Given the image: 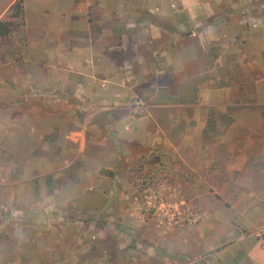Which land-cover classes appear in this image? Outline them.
<instances>
[{
    "label": "rangeland",
    "instance_id": "rangeland-1",
    "mask_svg": "<svg viewBox=\"0 0 264 264\" xmlns=\"http://www.w3.org/2000/svg\"><path fill=\"white\" fill-rule=\"evenodd\" d=\"M18 1L0 0V21ZM219 11L206 48L207 26L161 17L164 43L122 57L132 84L0 83V264H222L204 238L227 221L244 228L225 199L253 193L264 209V0H225ZM59 22L54 48L65 47ZM38 36L25 20L0 40V81L20 79ZM148 45L165 46V57ZM115 114L153 115L149 128L181 151L115 161ZM188 164L196 184L181 173Z\"/></svg>",
    "mask_w": 264,
    "mask_h": 264
},
{
    "label": "crops",
    "instance_id": "crops-1",
    "mask_svg": "<svg viewBox=\"0 0 264 264\" xmlns=\"http://www.w3.org/2000/svg\"><path fill=\"white\" fill-rule=\"evenodd\" d=\"M24 9L27 27L39 32L36 38L38 47L25 58L20 79L18 76L12 80L5 77L0 83L45 84L48 89L53 88L54 84H132L131 79L134 77L123 75L131 68V64L123 61L122 57L127 58L129 51L132 56L136 52L143 57L138 49L148 41L152 44L155 41L164 43L167 33L159 24L161 17L169 16L177 28L182 25L207 26L208 32L200 36L203 41L201 45L206 48L204 37L206 33H211L210 26L213 24L209 19L215 17L219 10L225 12V0H60L56 5L53 0H27ZM150 15L157 22L150 23L147 19ZM178 16H183L184 20H179ZM59 20L61 33L65 35V47L54 48V26L59 25ZM146 48L155 55H166L165 46H153L151 50L148 45ZM183 51L186 50L178 49L177 53L181 55ZM180 59L173 60L171 64L179 67ZM154 70L159 73V68L154 67ZM25 75L28 76L26 81L22 80ZM145 80L139 79L136 84H150L149 80ZM124 98H113L115 100L112 102L122 105ZM152 116L115 114L112 125L116 141V149L113 150L115 161L123 152L126 161L134 165L143 155L147 158L154 147L161 154L181 151L176 143L167 140L166 133L159 125L154 124L149 128ZM186 121L196 123L198 115L194 114L193 118L189 116ZM187 133L197 136L198 129L190 128ZM189 147L190 155L191 152H197V147ZM114 166L119 168L121 165L115 163ZM174 169L177 171L179 168ZM186 170L181 172L185 173L184 178L188 179L189 184H196L192 180L196 179L197 170L191 164ZM241 170L238 168V171ZM174 177L182 178L177 172ZM232 196L225 199L234 202L227 215L237 216V221L243 224L240 225L244 227L243 230L232 229L235 228L233 221H227L220 234L209 231L210 235L204 238L209 240H205L206 247L222 264H264V209L253 199V193H234ZM233 232L236 237H232ZM218 245H222V248L217 249ZM165 247L163 243L162 248Z\"/></svg>",
    "mask_w": 264,
    "mask_h": 264
},
{
    "label": "trees",
    "instance_id": "trees-1",
    "mask_svg": "<svg viewBox=\"0 0 264 264\" xmlns=\"http://www.w3.org/2000/svg\"><path fill=\"white\" fill-rule=\"evenodd\" d=\"M19 21L18 24L15 22ZM17 26H25V9L21 0L14 3L9 9V16L6 20L0 21V40L9 39Z\"/></svg>",
    "mask_w": 264,
    "mask_h": 264
},
{
    "label": "built area",
    "instance_id": "built-area-1",
    "mask_svg": "<svg viewBox=\"0 0 264 264\" xmlns=\"http://www.w3.org/2000/svg\"><path fill=\"white\" fill-rule=\"evenodd\" d=\"M195 221V220H194ZM169 224L171 225V220L169 219Z\"/></svg>",
    "mask_w": 264,
    "mask_h": 264
}]
</instances>
